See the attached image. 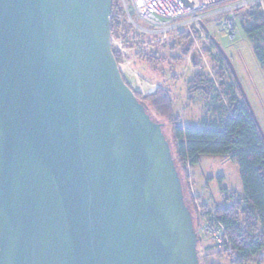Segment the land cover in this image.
I'll use <instances>...</instances> for the list:
<instances>
[{"label":"water","instance_id":"1","mask_svg":"<svg viewBox=\"0 0 264 264\" xmlns=\"http://www.w3.org/2000/svg\"><path fill=\"white\" fill-rule=\"evenodd\" d=\"M110 12L0 0V264H199L163 123L123 79Z\"/></svg>","mask_w":264,"mask_h":264},{"label":"rangeland","instance_id":"2","mask_svg":"<svg viewBox=\"0 0 264 264\" xmlns=\"http://www.w3.org/2000/svg\"><path fill=\"white\" fill-rule=\"evenodd\" d=\"M251 12L254 11H247V13ZM255 13L260 14V11L255 10ZM208 27L209 38L205 37V39L199 38L195 33L193 37L182 32L169 35L163 42L144 38L147 45L142 47L143 50L140 49L143 57H137L135 49L130 56L120 55L118 65L124 81L140 97L152 94L157 88L169 95L173 92L177 97L176 110L182 119L188 125L199 126L198 120L201 122L200 119H213L212 107L217 103V96L216 93L210 96L198 92L188 93L189 81L197 74L212 81L214 89H217L222 81L233 83L237 93L240 92L225 59L211 41L212 37L229 58L242 92L264 135V69L255 59L251 42L239 26L233 42H229L223 34L215 32L217 26H214L213 21ZM193 56L195 64H193ZM126 61H129V64L126 65ZM133 71L136 72L135 75ZM194 84L198 83H192L190 86ZM240 94L238 97L242 99L243 95L241 92ZM144 102L152 118L163 123V132L175 158L169 120L157 114L149 100ZM175 163L186 188V202L192 211L196 232L201 237L197 244L200 264H233L231 246L225 242L218 244L206 234L203 214L199 217V213L201 211L216 215L215 211L218 207L230 206L236 201L241 202L243 188L238 167L229 159L217 156H202L195 165L194 173L189 164L182 168L176 160ZM223 200L231 204L223 205L221 203Z\"/></svg>","mask_w":264,"mask_h":264},{"label":"trees","instance_id":"3","mask_svg":"<svg viewBox=\"0 0 264 264\" xmlns=\"http://www.w3.org/2000/svg\"><path fill=\"white\" fill-rule=\"evenodd\" d=\"M111 8V12L119 9L114 3ZM253 11L240 12L238 24L252 44L256 61L264 69V16ZM110 30L112 36H120L129 48L140 46L135 48V55L143 57L141 50L145 42L144 37L135 35L129 25L113 18L110 20ZM119 30H121L120 34ZM111 48L118 64L120 54L114 47ZM195 82L198 84L190 86ZM196 92L205 96L216 93L217 96V103L212 107L213 119H203L199 126L183 125L174 112L170 95L160 88L148 96L135 95L144 104L149 115L145 100H149L157 114L169 120L172 127L175 158L173 152L172 156L176 168L175 160L182 168L186 164L194 167L202 156L227 158L238 167L243 188L241 202L236 201L230 206L218 207L215 211L216 217L224 228V238L231 246L233 264H264V255H262L264 254L263 138L249 106L242 96V99L238 97L241 94L237 93L233 83L221 81L218 88L214 89L212 81L197 74L189 81L188 87L189 94ZM182 185L185 203L191 213L186 202V188L183 182ZM192 222L196 231L193 216Z\"/></svg>","mask_w":264,"mask_h":264},{"label":"built area","instance_id":"4","mask_svg":"<svg viewBox=\"0 0 264 264\" xmlns=\"http://www.w3.org/2000/svg\"><path fill=\"white\" fill-rule=\"evenodd\" d=\"M192 1L195 5L190 8L188 5L185 6L181 0H111V6L114 3L119 9L110 12L109 18L129 25L135 35L161 42L176 32L193 37L195 33L199 38H209L208 24L213 21L214 26H217L215 32L223 34L229 42H233L238 33L240 12L259 10L264 16V0ZM120 33L121 30H119ZM110 43L111 47H114L123 57L130 56L132 50L140 47L129 48L120 36L110 35ZM145 45H147L146 42L143 47ZM127 64L129 61H126ZM132 73L136 74L135 71ZM201 215L204 219L206 234H209L218 244L223 242L229 244L223 236L224 228L216 215L200 211L199 217Z\"/></svg>","mask_w":264,"mask_h":264},{"label":"crops","instance_id":"5","mask_svg":"<svg viewBox=\"0 0 264 264\" xmlns=\"http://www.w3.org/2000/svg\"><path fill=\"white\" fill-rule=\"evenodd\" d=\"M172 92V91H171ZM170 98L172 99V101H173V109H174V112H175V114L177 115V116H179V118H180V120H181V122H182V124L183 125H188L183 119H182V116L178 113V110H176V108H177V102H176V100H177V97H175L174 96V94H173V92L170 94ZM200 121H201V119H200ZM198 123H200L199 122V120H198ZM191 125V124H190ZM194 126H196V125H194ZM192 169H193V173H194V170H195V166L194 167H192ZM199 196V195H198ZM204 202V201H203ZM225 202V203H224ZM207 203V202H206ZM223 205H228V204H231V203H228L227 201H225V200H223L222 202H221Z\"/></svg>","mask_w":264,"mask_h":264}]
</instances>
